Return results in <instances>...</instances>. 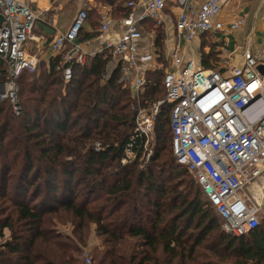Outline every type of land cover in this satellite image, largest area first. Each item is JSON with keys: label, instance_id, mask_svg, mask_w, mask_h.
<instances>
[{"label": "trees", "instance_id": "1", "mask_svg": "<svg viewBox=\"0 0 264 264\" xmlns=\"http://www.w3.org/2000/svg\"><path fill=\"white\" fill-rule=\"evenodd\" d=\"M128 1L112 2L114 16L130 13ZM87 21L92 30L83 27L82 41L99 34L98 10ZM142 25L155 29L163 63L146 70L141 97L152 104L166 96L165 34L150 19ZM110 61L103 50L75 64L67 81L61 56H54L17 77L20 113L9 98L0 100V264H83L92 225L101 244L93 248L94 264H264V215L241 236L223 228L201 186L176 160L170 104L157 117L150 159H141L138 140L137 158L122 163L135 129L133 98L119 66L107 75ZM201 67L213 68L209 58ZM5 80L1 66L0 83ZM67 222L72 237L54 228Z\"/></svg>", "mask_w": 264, "mask_h": 264}, {"label": "built area", "instance_id": "2", "mask_svg": "<svg viewBox=\"0 0 264 264\" xmlns=\"http://www.w3.org/2000/svg\"><path fill=\"white\" fill-rule=\"evenodd\" d=\"M181 10L176 20V31L188 42L201 33L226 29L218 19L225 0H175ZM143 6L136 15L132 9L122 20L120 34L102 36L104 49L112 55L107 67H120L122 81L132 90L134 134L125 149L122 163L138 156L135 148L141 140V159L148 161L156 139V121L165 103L171 105L170 126L172 146L178 164L185 166L201 186L209 202L223 218L227 232L241 236L256 228L264 212V198L258 200L249 186L264 179V75L259 71V60L250 50L243 54L240 65L221 71L204 69L193 59L185 62L179 46L172 52L174 69L167 71L163 82L166 96L152 104L142 101L145 73L152 54L139 53L142 37L141 22L150 19L156 26L164 21L166 0H135L132 8ZM0 67L4 66L6 80L0 83V100L9 98L14 110L21 112L18 102L17 77L23 70L34 72L40 62L30 54L26 45L33 38L39 13L24 0H0ZM110 16H101V32L110 29ZM88 18L86 9L75 17L65 32H57L50 49L61 56L65 80H70L75 64L84 65L89 57L103 50H87L78 41L79 33ZM245 23L238 17L229 24L234 30ZM86 41L85 43H88ZM108 71V70H107ZM139 148V152L140 149ZM97 150L100 144L96 143ZM86 264H92L88 254Z\"/></svg>", "mask_w": 264, "mask_h": 264}, {"label": "crops", "instance_id": "3", "mask_svg": "<svg viewBox=\"0 0 264 264\" xmlns=\"http://www.w3.org/2000/svg\"><path fill=\"white\" fill-rule=\"evenodd\" d=\"M24 1L35 12L39 13L40 18L35 24L33 38L28 41L26 49L30 54L37 55L40 62L45 61L48 63L55 56L50 49L54 36L57 32L67 31L71 27L76 15L82 9H86L87 12L96 9L101 16L104 13L110 16V29L107 33H102L100 29L99 34L89 40L82 41L78 38V41L89 51L103 50L104 41L102 36L120 34L123 29L122 20L125 17L119 19L117 16H114V5L112 3L114 0ZM196 1L189 0L190 3ZM128 2L126 3L127 6ZM166 2L164 21L159 26L165 34L164 57L167 66L166 72L174 69L172 52L178 46L185 62L193 59L196 65L203 66L204 59L209 58L212 67L221 71L242 64L244 59L243 54L246 50H250L258 58L259 64H264V0H225L218 19L225 23L226 29L213 33H201L188 42L176 31L175 27L178 14L181 10L180 6L175 0H166ZM132 9L136 15H140L143 12V6L141 5H135L133 8L131 7ZM238 17H244L245 23L237 29H228L229 24ZM141 28L143 33L139 40V53L142 55L149 53L153 55L155 60H151L148 63L147 69L155 70L163 65L162 62L158 63L157 59L158 55L155 47L156 31L154 28L146 29L143 27L142 22ZM84 30L88 32L92 30L88 21L85 22ZM86 41L89 42L85 43ZM127 83L130 84V81ZM249 188L258 200L264 198V179L257 180Z\"/></svg>", "mask_w": 264, "mask_h": 264}, {"label": "rangeland", "instance_id": "4", "mask_svg": "<svg viewBox=\"0 0 264 264\" xmlns=\"http://www.w3.org/2000/svg\"><path fill=\"white\" fill-rule=\"evenodd\" d=\"M96 143H99V142H95L94 143L95 144V147H96ZM144 165H146V163L143 164V166ZM173 174L174 175H177L178 173L175 172ZM180 177L183 178V179H185V180H188L191 176H188V175H185V174H181ZM178 178L179 177H176L175 180L177 181ZM195 189H196V186H193V193H194V190ZM54 228L57 231L62 232V234L72 237V229H73V226H72L71 222H67L65 224H59V223H57ZM223 228H224V223H223ZM7 235H8V231H5V238L7 237ZM94 247H101V244H100V240L96 236V227H95V225H92V227H91V234L89 236V244L87 246L82 247L81 258L83 260V264H86L85 261H84V255L85 254H88L91 257V259H92V252H93V248ZM92 264H94V261L93 260H92Z\"/></svg>", "mask_w": 264, "mask_h": 264}, {"label": "water", "instance_id": "5", "mask_svg": "<svg viewBox=\"0 0 264 264\" xmlns=\"http://www.w3.org/2000/svg\"><path fill=\"white\" fill-rule=\"evenodd\" d=\"M3 20H4V17H3L2 14H0V21H3ZM258 69H259V71H260L262 74H264V64H263V63H261V64L258 65ZM109 70H110V69H108V72H109ZM108 72H107V73H108Z\"/></svg>", "mask_w": 264, "mask_h": 264}]
</instances>
